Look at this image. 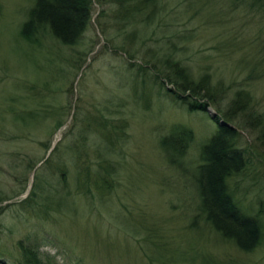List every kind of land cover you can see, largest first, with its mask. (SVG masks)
I'll return each mask as SVG.
<instances>
[{"label": "rangeland", "instance_id": "374dc122", "mask_svg": "<svg viewBox=\"0 0 264 264\" xmlns=\"http://www.w3.org/2000/svg\"><path fill=\"white\" fill-rule=\"evenodd\" d=\"M166 1L171 29L190 34L183 43L176 40V58L197 78L205 69L211 74L215 100L205 98L207 109L233 116L229 123L250 160L238 177L245 188L240 199L255 211L260 207L264 221V163L258 159L264 151L258 140L264 120L243 126L240 109L231 102L238 90L246 92L248 106L264 118V16L233 9L229 0H194L192 9H184L183 0ZM104 2L94 0L90 26L77 44L64 45L44 31L31 47L18 38L31 0H0V264H16L19 240L56 264H174L177 257L181 264L182 257L192 264H264V239L242 251L197 215L192 172L200 143L215 129L211 113L190 111L140 67L154 50L163 53L162 34L152 37L153 26H144L128 39L131 29L117 0ZM18 78L32 86L28 107L43 103L56 111L42 124L24 126L8 111L10 105L19 108L10 101V95L23 93ZM99 118L120 121L125 134L111 156L118 176L108 201L101 205L93 191L92 199L75 196L74 214L35 215L22 203L35 176L44 184L69 183L74 168L68 145L80 143L81 128ZM54 120L63 124L45 126ZM177 123L193 132L179 168L166 161L159 146ZM91 130L84 151L89 162H96L98 130ZM27 163H35L29 172Z\"/></svg>", "mask_w": 264, "mask_h": 264}, {"label": "trees", "instance_id": "16d2710c", "mask_svg": "<svg viewBox=\"0 0 264 264\" xmlns=\"http://www.w3.org/2000/svg\"><path fill=\"white\" fill-rule=\"evenodd\" d=\"M109 1L116 2V0ZM183 1L184 9L193 8L194 0ZM229 2L233 9L245 8L249 12L260 13L261 16H264V0H229ZM98 3L105 2L98 0ZM116 3L123 13L124 19L128 20V29H131L128 30V39H132L134 34L140 32V28H144V26H153L152 37L162 34L158 41L159 39L164 41L163 53L159 54V48L154 50L152 59L140 66L144 71L147 70L152 74L154 82L159 81L161 88H165L170 95L174 94L175 99L183 102L182 104L190 111H205L209 102L214 103L215 98H213L212 92L215 88L211 84V74L205 69L197 78L193 69L186 62L183 63L181 58H176L179 50L176 40L183 43L190 34H186L185 31L179 33L171 29V23L166 20H171L173 14H169L167 10V1L117 0ZM93 4L94 0H31L25 18L20 23L18 38L33 47L32 45L39 43L40 34L47 31L55 40L64 45L77 44L90 26ZM128 54L129 58L134 57L130 52ZM257 63L258 61L250 63L249 74L254 71ZM17 81H20L23 93L10 95V101L18 104L19 108L13 105L7 106L15 120L24 126L31 123L42 124L46 118H49V112L51 114L56 112L43 103L39 104L38 108L28 107L26 98L30 97L32 86L21 78H18ZM167 84L174 85L175 89L166 86ZM137 98L139 99L140 95H137ZM231 102L235 109L239 107L240 115H237V119L243 126L253 128L262 125L264 118L248 106L246 92L238 90ZM231 117H233L231 112L226 111L219 117L210 118L215 129L200 143L193 167L192 181L197 201V215L202 217L221 238L232 242L242 251H250L264 239V221L261 218L260 207L255 211L250 204H242L240 199L239 191L241 192L245 188L238 177L244 174L250 160L245 147L238 144L239 135L236 128L233 125V128H230L219 124L220 119L227 123L234 122ZM89 119L90 117H88ZM89 123L91 125L88 126ZM119 123L121 122L116 119L110 121V119L104 118L86 123L79 133L81 142L70 143L67 148L72 161L71 165L74 168L69 183L64 182L63 179L61 186H56L50 181H46L44 184L42 183L43 178L38 174L34 178V184L28 197L22 203L27 204V208L35 215H42L45 218L50 216L51 211H64L66 214L76 213L75 196L84 195L92 199L93 191L101 205L106 204L110 192H113V187L116 185L115 177L118 176V169L111 156L116 154L117 146L119 147V144H116L125 137ZM62 124V121L54 120L52 125L49 123L45 126L54 128ZM93 128L98 130L95 135L98 147L95 157L97 161L89 162L84 145L88 142L86 133H91ZM259 133L258 140L264 150L263 127ZM95 139L93 138V142ZM192 140V130L177 123L161 136L159 146L166 161L171 166L179 168L184 165L182 161ZM53 151L55 152L56 149ZM258 159L264 163V151L263 154H259ZM34 164L27 163L25 171L29 172ZM48 191L52 194L51 200L48 199ZM22 243L23 241L19 240L20 258L16 264H56L52 258L40 252L37 247ZM178 259L177 257L176 261ZM181 260L184 261V264H192L190 263L192 260H187V258L182 257ZM176 261L174 264H181Z\"/></svg>", "mask_w": 264, "mask_h": 264}, {"label": "water", "instance_id": "95a60500", "mask_svg": "<svg viewBox=\"0 0 264 264\" xmlns=\"http://www.w3.org/2000/svg\"><path fill=\"white\" fill-rule=\"evenodd\" d=\"M210 113H211V118H215L216 116L217 117H219L218 115H217V113L216 112H213V111H211L210 109H207ZM219 124H221V125H226V126H228V127H230V128H233V126L230 124V123H227L226 121H224L223 119H220L219 120Z\"/></svg>", "mask_w": 264, "mask_h": 264}]
</instances>
